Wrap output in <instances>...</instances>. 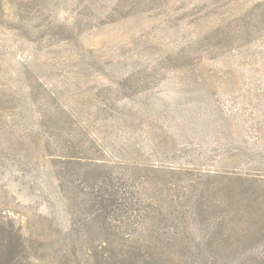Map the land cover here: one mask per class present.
Wrapping results in <instances>:
<instances>
[{
  "label": "rangeland",
  "instance_id": "1",
  "mask_svg": "<svg viewBox=\"0 0 264 264\" xmlns=\"http://www.w3.org/2000/svg\"><path fill=\"white\" fill-rule=\"evenodd\" d=\"M65 154L232 180L247 215L239 189L264 195V0H0V215L37 238L33 264L79 256L57 236ZM163 169L145 171L158 196ZM259 238L219 264H264Z\"/></svg>",
  "mask_w": 264,
  "mask_h": 264
},
{
  "label": "trees",
  "instance_id": "2",
  "mask_svg": "<svg viewBox=\"0 0 264 264\" xmlns=\"http://www.w3.org/2000/svg\"><path fill=\"white\" fill-rule=\"evenodd\" d=\"M63 156L54 176L71 189L55 194L62 212L57 236L65 245L75 243L72 254L78 248L79 256L67 257L76 264H219L222 250L240 249L242 240L264 236V195L256 194L257 188L239 189L249 200L243 217L237 216L232 180L219 188L206 183L202 174L160 168L177 176L158 196L152 174L145 172L161 171L155 163L146 167L104 157ZM199 183L205 188L196 190ZM35 241L26 225L0 215V264H33L40 248ZM40 241L45 249L51 247L49 235Z\"/></svg>",
  "mask_w": 264,
  "mask_h": 264
}]
</instances>
